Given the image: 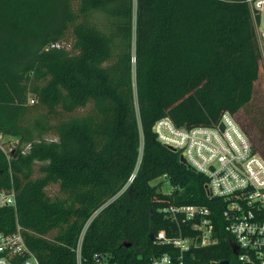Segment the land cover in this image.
<instances>
[{
    "label": "trees",
    "instance_id": "trees-1",
    "mask_svg": "<svg viewBox=\"0 0 264 264\" xmlns=\"http://www.w3.org/2000/svg\"><path fill=\"white\" fill-rule=\"evenodd\" d=\"M259 64L246 0H0V133L18 139L0 150V188H14L16 205L0 209V230L17 222L39 264H95V254L147 264L171 250L155 242L174 228L161 207L204 204L218 241L186 261L230 264L204 178L151 126L234 115L252 100ZM256 123L264 140V114ZM160 176L171 191L150 184Z\"/></svg>",
    "mask_w": 264,
    "mask_h": 264
},
{
    "label": "built area",
    "instance_id": "built-area-1",
    "mask_svg": "<svg viewBox=\"0 0 264 264\" xmlns=\"http://www.w3.org/2000/svg\"><path fill=\"white\" fill-rule=\"evenodd\" d=\"M246 2L256 45L264 53V0ZM59 46L60 43L55 42L47 48ZM28 102L33 103L31 98ZM151 131L158 143L178 151L188 168L204 178V196L216 202L222 230L231 236L236 250L232 252L235 264H264V159L252 147L234 115L226 110L210 126L189 128L175 126L169 117L163 116L154 121ZM17 144L18 139L0 133V150L4 154ZM28 146L24 145L21 153ZM134 173L122 190L127 188ZM8 207H16L15 190L11 185L0 188V209ZM160 212L174 228L157 230L155 242L171 250L152 257L147 264H188L186 257L191 256L193 250L218 241L207 205L166 204ZM23 234L17 222L9 232L0 230V264H39ZM94 259L95 264H104L99 255L95 254Z\"/></svg>",
    "mask_w": 264,
    "mask_h": 264
},
{
    "label": "rangeland",
    "instance_id": "rangeland-1",
    "mask_svg": "<svg viewBox=\"0 0 264 264\" xmlns=\"http://www.w3.org/2000/svg\"><path fill=\"white\" fill-rule=\"evenodd\" d=\"M98 20L103 21V16L100 14L97 15ZM258 48V46H257ZM258 57H259V73L258 80L255 81L252 92V100L250 103L243 107V109H239L236 113H234V118L240 127V129L245 132L247 137L249 138L252 147L258 152L261 158L264 159V140L261 138V130L259 129L256 119L260 114H264V53L258 48ZM87 110V107L78 108L75 110V113L81 114ZM46 140H54L55 138L51 135H46L44 137ZM152 185L156 186L157 190L169 192L172 190L170 184H168L167 180L164 177H159L151 181ZM46 191L49 195H57L58 187L55 185H49L46 188ZM236 260L233 256L230 264H235Z\"/></svg>",
    "mask_w": 264,
    "mask_h": 264
},
{
    "label": "water",
    "instance_id": "water-1",
    "mask_svg": "<svg viewBox=\"0 0 264 264\" xmlns=\"http://www.w3.org/2000/svg\"><path fill=\"white\" fill-rule=\"evenodd\" d=\"M221 128H222V125L219 124V129H221ZM168 149L174 151L172 148H168ZM174 152H175V151H174ZM179 161H180L182 164H184L185 166H187L186 163H185V160L182 158V156H179ZM187 167H188V166H187ZM230 248H231V250H232L233 253L236 252L234 245L230 244ZM214 264H227V260H226V259H222V260L217 261V262L214 263Z\"/></svg>",
    "mask_w": 264,
    "mask_h": 264
}]
</instances>
